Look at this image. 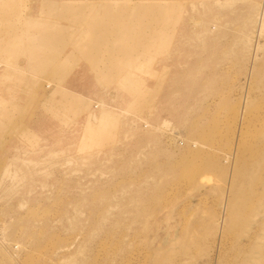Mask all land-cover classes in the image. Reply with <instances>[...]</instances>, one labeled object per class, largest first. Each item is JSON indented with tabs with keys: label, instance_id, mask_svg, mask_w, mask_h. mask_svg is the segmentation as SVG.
I'll use <instances>...</instances> for the list:
<instances>
[{
	"label": "rangeland",
	"instance_id": "374dc122",
	"mask_svg": "<svg viewBox=\"0 0 264 264\" xmlns=\"http://www.w3.org/2000/svg\"><path fill=\"white\" fill-rule=\"evenodd\" d=\"M0 264H264V0H0Z\"/></svg>",
	"mask_w": 264,
	"mask_h": 264
},
{
	"label": "crops",
	"instance_id": "0c3cea01",
	"mask_svg": "<svg viewBox=\"0 0 264 264\" xmlns=\"http://www.w3.org/2000/svg\"><path fill=\"white\" fill-rule=\"evenodd\" d=\"M27 20H28V16H27ZM27 20L24 21L25 24H26ZM34 20H35V18H34ZM34 20H33V18H31L30 21L33 22ZM57 27H59V26H57ZM23 30L24 31L21 34L22 40H23V47H27V48L34 47V48H41L42 49L43 48L42 44L47 42V40H48L47 37H45L44 35L42 36L41 34H38V31H40V30L32 32L31 26L30 27H24ZM58 33H59V31H57V41L59 43H62L60 47L58 46V48H65L66 47V41H62L64 39H60V36L58 35ZM39 46H41V47H39ZM72 46L73 45H71V47ZM17 66L19 68L25 70V73H27L29 75L30 74L34 75L36 72H40V68L39 69L38 68L34 69L35 65L33 63H30V62H25V61L24 62H20L19 65H17ZM43 67H45L44 64H42L41 70L44 69ZM67 79L76 80L78 78L77 77H69Z\"/></svg>",
	"mask_w": 264,
	"mask_h": 264
},
{
	"label": "bare ground",
	"instance_id": "6f19581e",
	"mask_svg": "<svg viewBox=\"0 0 264 264\" xmlns=\"http://www.w3.org/2000/svg\"><path fill=\"white\" fill-rule=\"evenodd\" d=\"M39 47H41V46H39Z\"/></svg>",
	"mask_w": 264,
	"mask_h": 264
}]
</instances>
